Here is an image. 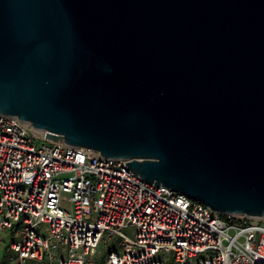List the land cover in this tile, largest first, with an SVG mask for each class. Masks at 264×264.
I'll return each instance as SVG.
<instances>
[{"label": "water", "instance_id": "obj_1", "mask_svg": "<svg viewBox=\"0 0 264 264\" xmlns=\"http://www.w3.org/2000/svg\"><path fill=\"white\" fill-rule=\"evenodd\" d=\"M0 114L264 220V0H0Z\"/></svg>", "mask_w": 264, "mask_h": 264}, {"label": "built area", "instance_id": "obj_2", "mask_svg": "<svg viewBox=\"0 0 264 264\" xmlns=\"http://www.w3.org/2000/svg\"><path fill=\"white\" fill-rule=\"evenodd\" d=\"M124 162L0 114V249L12 264H264V220L223 218Z\"/></svg>", "mask_w": 264, "mask_h": 264}, {"label": "rangeland", "instance_id": "obj_3", "mask_svg": "<svg viewBox=\"0 0 264 264\" xmlns=\"http://www.w3.org/2000/svg\"><path fill=\"white\" fill-rule=\"evenodd\" d=\"M121 232L130 239L134 237V227L133 226L123 228ZM116 239L119 240L120 238H116ZM12 240H18V237H13ZM12 255H13L12 251L9 250L8 248L2 249V250L0 249V264H12V262L9 260V256H12ZM155 258L160 259L164 263H166L169 259L172 258V254L171 253H158L155 256Z\"/></svg>", "mask_w": 264, "mask_h": 264}, {"label": "trees", "instance_id": "obj_4", "mask_svg": "<svg viewBox=\"0 0 264 264\" xmlns=\"http://www.w3.org/2000/svg\"><path fill=\"white\" fill-rule=\"evenodd\" d=\"M220 216H221V217H223V218H225V215H222V214H220ZM102 260H103V258H102V257H101V258H99V260H98L97 264H102Z\"/></svg>", "mask_w": 264, "mask_h": 264}, {"label": "bare ground", "instance_id": "obj_5", "mask_svg": "<svg viewBox=\"0 0 264 264\" xmlns=\"http://www.w3.org/2000/svg\"><path fill=\"white\" fill-rule=\"evenodd\" d=\"M38 132V131H37Z\"/></svg>", "mask_w": 264, "mask_h": 264}]
</instances>
